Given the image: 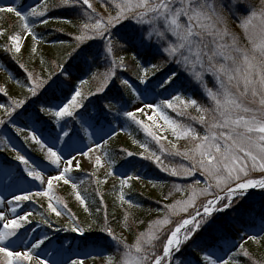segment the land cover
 <instances>
[{"label": "snow or ice", "instance_id": "obj_1", "mask_svg": "<svg viewBox=\"0 0 264 264\" xmlns=\"http://www.w3.org/2000/svg\"><path fill=\"white\" fill-rule=\"evenodd\" d=\"M56 11L71 17L62 21L70 31L54 30L70 41L59 39L64 51L50 64L37 29ZM3 14L18 21L11 32L0 27V50L17 70L0 65L6 74L0 128L36 146L46 164L11 146L12 158L23 166L16 178H31L41 190L0 196V264H50L39 250L51 237L36 232L41 225L52 229L53 215L68 218L55 231L78 234L79 242L74 237L62 243L65 258L52 264H264L248 247L251 242L264 248V235L239 229V243L226 236L229 214L246 211L255 190L264 195V0H34L27 8L21 0H0ZM93 81L95 88L85 92L81 86ZM13 85L20 92L13 94ZM148 95L163 98L149 101ZM92 98L106 102L97 106ZM117 105L116 114L144 134L143 142L133 139L139 151L122 148L114 155L113 129L65 158L35 130L36 123H46L56 133L53 143L66 146L74 132L91 141ZM181 140L191 147L181 150ZM3 144L0 151L8 150L10 139ZM81 157L96 186L88 195L87 188L81 191L85 181L72 175L83 170ZM144 162L168 177L192 181L173 183L163 197L170 202L147 223L135 217L142 205L128 194L143 179L138 169ZM117 163L122 174L115 173ZM110 179L118 180L113 191L119 217L113 212L110 218L100 190ZM59 182L71 186L91 219L82 221L55 195ZM148 184L156 188L158 182ZM176 194L182 198L173 199ZM35 198H47L46 211L24 208Z\"/></svg>", "mask_w": 264, "mask_h": 264}, {"label": "rangeland", "instance_id": "obj_2", "mask_svg": "<svg viewBox=\"0 0 264 264\" xmlns=\"http://www.w3.org/2000/svg\"><path fill=\"white\" fill-rule=\"evenodd\" d=\"M5 2L7 3L8 0H5ZM22 2H24V1L21 0V3ZM33 3H34L33 0H28L26 6H23V7L27 8L28 6L32 5ZM23 4L24 3H22V5ZM17 24H18V21H17V18L14 16V14H3L2 16H0V27L7 28L9 32L13 31L14 26H17ZM0 42H2V41H0ZM27 43L29 45L31 44L30 38H29ZM41 48H42V51L44 52V58L45 59H46V56L49 55L50 64H54V62L58 59L59 55L64 51V46L60 45V43H58V44H56V43L43 44V45H41ZM24 60L26 62L28 61V55H27L26 50H25ZM36 63L38 64L39 61L37 60ZM0 65H2V64H0ZM31 67H33V65L31 63H29V68H31ZM49 70L54 71L55 69H54V67H52ZM37 71H40V69L37 68ZM5 79H6V74L3 71H0V84H2L5 81ZM95 86H96V84L93 87L89 84H85V85H82L81 87L84 89L85 92H87V90L89 88L94 89ZM18 92H20V89L18 87H16L15 85H13V94L18 93ZM1 98L2 99L0 100V102H3V100L5 98H3L2 96H1ZM152 99H154V98H149L148 100L151 101ZM93 100L95 101L96 98H93ZM92 103L95 104L96 102L92 101ZM90 105H92V104H90ZM132 107H134L133 104H131V108ZM172 115L174 116L175 114L173 113ZM121 124H124L123 128L120 127ZM117 125L114 128L116 131L113 133V135L116 136V134H118V137H121V138L118 139V137H116L113 140L109 141V148L111 149V147L113 146V143H112L113 141L120 140L121 142H119L118 145H120L122 143H127V144L130 143L133 147H135V149H138V151H139L140 149L138 148V145L133 143V139H135V138L130 133H128V131H126V124H125L124 120L122 119V122L118 123ZM31 126H32V124H31ZM127 127H128V124H127ZM35 130L37 131V134L40 135L41 138L49 144V146H53L55 148V150L62 152L63 155L65 156V158H70V155H69L70 153L78 155V152H76V149H83L86 151L87 147L90 144H92L93 141L100 140V136L105 134L104 131L99 132L98 130H96L98 134L93 135L92 140L90 141L87 139V137H83V134L81 133L80 139L77 138L76 136H73L72 141L69 143V145L66 146L64 144L60 145V142H58V141L53 143V139H51V140L46 139L45 136L42 134V131L39 128L35 127ZM107 130H105V131H107ZM56 131H59V129L57 128ZM89 131H92V129H89ZM110 132H112V131H110ZM55 134L56 133L54 132V136H55ZM142 135L144 136L143 133H142ZM5 138L10 139V147L8 150L0 151V196H5V197L10 199L11 195L13 193L23 194V192L25 190H29V189L33 192L41 190V187L38 184V182L31 181V178H23V179H17L16 178V173L19 172V170L22 171L23 166L18 165V162L12 158L13 152L11 150V146H14L17 151H20L21 154L26 155L31 160L36 161L37 163H40L41 167H44L46 164L44 159L42 158L43 160L41 162H39V161L35 160L33 157H31L30 155H32L33 152L29 153L26 149L27 146L30 147V143L26 144L23 140V137L22 136L17 137L11 131V129L0 128V149L4 148L3 140ZM105 138H107V137L105 136ZM169 138L174 139L171 136H169ZM65 139H67V138H65ZM182 141H184V140H182ZM182 141L178 142L179 145ZM174 142H176V141L174 140ZM187 145H189V144L186 141L185 146H187ZM189 146L191 147V145H189ZM122 148H123L122 145L118 146L119 150ZM114 155H115V153H114ZM42 156H43V154H42ZM3 159L8 160L10 162V165L5 164V166H4V163L2 162ZM11 163H15L16 165L11 164ZM80 163L82 165L83 170L79 171V172L74 171L72 173V175H73L74 179L79 178V179H83L85 181V184L81 186V191H83V189L87 188L88 191L84 194L88 195L92 191V186H95L94 182L92 180H90V178H89V173L91 172V166L88 164L86 158L81 157ZM10 168H12V169H10ZM49 171H51V169H49ZM123 171H124V168L120 167L119 163H117V165L115 167V173L116 174H122ZM101 176H102V173H101ZM201 179L203 180L202 177H201ZM139 182L145 188L146 192L150 196H152L155 199H157L159 197L158 190H157L158 186L156 188H153L150 184H148V181H142L141 180ZM114 184L118 185V180L110 179L109 184L106 186H101L100 190L104 193L107 188L113 189ZM133 188H134V182H133ZM126 191H128V190H126ZM54 193H55V195H57L61 199H63L64 202L68 204L69 208L74 213H76L81 218L82 221H85L87 219H91V218L87 217V214L83 212L82 207L75 200L74 194H73V191H72L70 185H63L62 182H59V183L54 185ZM112 194L114 195V191H112ZM262 202H264V195H262L259 190H255L253 196L251 197V199L246 204H251V203L261 204ZM47 203H48L47 198H35L32 202H25L24 208L33 211L35 214V213H39L40 211H46ZM41 205H44V207L41 208ZM231 215H232V217L234 216V214H230V216ZM34 219L38 220L39 216L35 215ZM50 219L53 223V228L49 229L46 226L41 225L37 228L36 235L43 236V235L47 234L48 236L51 237V242L47 243L46 246H43L39 250V255H40L41 259L49 260L50 264H52L53 261H58V260L65 258V254L60 251V247L62 244L61 242L64 241V243L66 244V242L68 240H70L71 236L77 237V242H78V234L68 233V232H64V231H60V232L55 231V229L57 227H60L61 225L68 223L67 216L58 219L53 215ZM47 253H52V254L47 255Z\"/></svg>", "mask_w": 264, "mask_h": 264}, {"label": "trees", "instance_id": "obj_3", "mask_svg": "<svg viewBox=\"0 0 264 264\" xmlns=\"http://www.w3.org/2000/svg\"><path fill=\"white\" fill-rule=\"evenodd\" d=\"M24 3L23 6H26L28 0H23ZM34 1V0H33ZM65 18H71L68 16L63 11H56L50 14V22L46 27L38 28L37 31L41 32L44 35V39L47 42L46 44H51V43H59V39H64L70 41V37L64 35V32L57 33L54 30L57 28H63L65 32L70 31V26L64 25L63 24V19ZM18 25V24H17ZM49 55L46 56V59L49 61ZM0 64H6L8 65L12 70L16 71V66L10 61L9 59V54L4 53L2 50H0ZM50 67L49 69H51ZM128 75L132 77L134 74L130 70ZM96 84V82H91L89 85L92 87ZM140 85L139 87H141ZM59 95V93H57ZM167 95V94H165ZM156 99H162L163 97H155ZM0 96V100H1ZM125 99H130V97L126 96ZM93 101V98H92ZM96 105L98 106L101 103H105L106 101L102 100H97L95 101ZM129 108H131V103L128 105ZM117 107H114L112 110V113H110L107 117V121H111V126H115L118 123L122 122V119L124 118L122 116H118L117 114ZM26 117V116H25ZM24 123H26L24 121ZM107 123V122H106ZM39 125V127L42 126L44 128V122H39L36 123ZM108 124V123H107ZM126 124V123H125ZM99 126L103 125L99 124ZM126 131L130 133L136 140L144 141L145 137L142 135L141 132L137 131L135 129V126L127 127L126 124ZM121 137H118L120 139ZM117 139V140H118ZM182 141V140H181ZM118 141H113V146L111 149L113 150L114 153L119 152L118 146L122 145L123 148H127L130 151H138V149H135L130 143H122L120 145ZM186 141H182L180 143L181 150L190 147L189 145L185 146ZM122 155V154H121ZM119 159V157H117ZM7 162V161H5ZM180 159L177 158L175 163H180ZM139 174L142 175L145 179L148 180H156L158 182V194L159 197L157 199L153 198L150 196L146 190L141 186L140 183L134 182V188L129 192L130 198L141 204V208L134 209V214L135 217L139 219H143L146 223L150 221L151 219L155 218L158 214L157 210H162L163 205L165 203H168L170 201H165L163 200V197L168 194V192L171 190L173 183H178V184H183V183H191V179L189 178L188 180H183L180 178H174V177H168L164 173H159L154 169V167L148 166V162H144V166L140 167L139 169ZM201 179V177H197ZM96 186H92V191ZM106 189V188H105ZM91 191V192H92ZM113 189L107 188L106 191L104 192L105 194V203L107 204L108 207V212L111 218V214L113 212H116L117 217L120 215V210L118 207L114 206V195L112 194ZM182 198L180 194H176L173 199H180ZM245 208L247 209L242 210L241 215L238 217L237 213H230L234 214L230 216L229 214V222L231 224V227L227 230L226 236L233 242L239 243L240 242V236L237 234L239 229H245L250 233L256 234L260 233L261 235H264V232H261V228H264V202L261 204L259 203H251V204H246ZM178 219V218H174ZM115 226V224H114ZM141 230H143L144 225L140 226ZM89 236H95L97 233L92 232L88 234ZM134 240V235L129 234V242H132ZM248 247L254 252L256 258L258 260L264 259V248H258L256 245H253L251 242H249Z\"/></svg>", "mask_w": 264, "mask_h": 264}]
</instances>
